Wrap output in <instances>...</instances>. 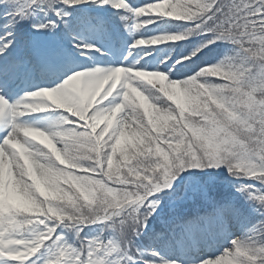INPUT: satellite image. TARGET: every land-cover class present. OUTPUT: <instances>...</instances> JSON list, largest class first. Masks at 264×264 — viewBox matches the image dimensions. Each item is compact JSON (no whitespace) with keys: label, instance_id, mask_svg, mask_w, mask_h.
<instances>
[{"label":"snow or ice","instance_id":"1","mask_svg":"<svg viewBox=\"0 0 264 264\" xmlns=\"http://www.w3.org/2000/svg\"><path fill=\"white\" fill-rule=\"evenodd\" d=\"M0 264H264V0H0Z\"/></svg>","mask_w":264,"mask_h":264},{"label":"trees","instance_id":"2","mask_svg":"<svg viewBox=\"0 0 264 264\" xmlns=\"http://www.w3.org/2000/svg\"><path fill=\"white\" fill-rule=\"evenodd\" d=\"M157 29H154V31H156Z\"/></svg>","mask_w":264,"mask_h":264}]
</instances>
